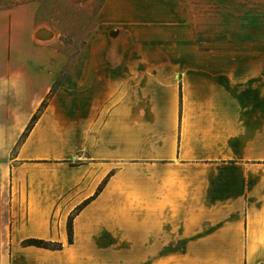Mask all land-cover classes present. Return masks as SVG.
<instances>
[{
    "label": "crops",
    "instance_id": "0c3cea01",
    "mask_svg": "<svg viewBox=\"0 0 264 264\" xmlns=\"http://www.w3.org/2000/svg\"><path fill=\"white\" fill-rule=\"evenodd\" d=\"M179 15L172 0H105L75 87L0 166V264H264V54L180 53ZM34 16L0 11L3 148L52 83L20 53ZM110 25L123 53L96 43Z\"/></svg>",
    "mask_w": 264,
    "mask_h": 264
},
{
    "label": "rangeland",
    "instance_id": "374dc122",
    "mask_svg": "<svg viewBox=\"0 0 264 264\" xmlns=\"http://www.w3.org/2000/svg\"><path fill=\"white\" fill-rule=\"evenodd\" d=\"M104 2L105 0H0V11L28 5L35 10L36 29L33 45L19 48L20 53L23 51L35 59L36 71L53 75L50 90L56 92L61 87H75L77 70L87 54L91 35L97 31V15ZM172 2L180 9V53L190 49L197 55L221 51L228 54H264V42L252 44L250 41H232L235 34L243 37L252 35L249 24L240 19L242 12L244 8L248 10L247 8L255 6H262L264 10V0H172ZM263 17L264 15L261 18ZM101 30V38L97 39L96 43H104V53L120 54L131 44L129 37L119 25H110ZM187 44L190 46L186 47ZM18 65L24 66L22 62H18ZM22 139L21 135L11 147L7 148L9 144H5L4 148L0 147V166L11 164V159ZM74 164L69 163L70 166Z\"/></svg>",
    "mask_w": 264,
    "mask_h": 264
},
{
    "label": "trees",
    "instance_id": "16d2710c",
    "mask_svg": "<svg viewBox=\"0 0 264 264\" xmlns=\"http://www.w3.org/2000/svg\"><path fill=\"white\" fill-rule=\"evenodd\" d=\"M248 10H243L241 15V21L247 22L249 24V27L252 31L251 36H238V34H235L232 37V41H250V42H264V17L261 18L264 15V10H262V6H255L253 8H247ZM221 41H224L225 39H220ZM205 41V40H204ZM55 91L50 90L48 95L45 97V99L42 101L40 106L38 107L36 113L33 114L31 117L27 127L25 128V131L22 134V137L24 138L27 133L31 130L34 123L40 116V114L43 112L45 107L47 106L48 100L53 96ZM102 185L99 187V190L101 189ZM97 194V193H95ZM81 208V206H78L75 208V210L68 216L67 222H66V233H67V243H72V222L75 214L77 211ZM23 246H35L39 248H46V249H52L57 250L61 248L60 243L51 242L47 240L37 239V238H28L25 239L22 242Z\"/></svg>",
    "mask_w": 264,
    "mask_h": 264
}]
</instances>
